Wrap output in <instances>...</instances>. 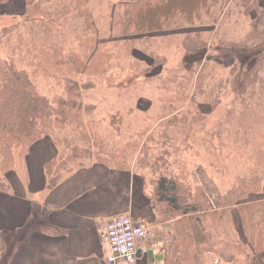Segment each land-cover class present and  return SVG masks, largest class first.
I'll use <instances>...</instances> for the list:
<instances>
[{
    "label": "rangeland",
    "instance_id": "374dc122",
    "mask_svg": "<svg viewBox=\"0 0 264 264\" xmlns=\"http://www.w3.org/2000/svg\"><path fill=\"white\" fill-rule=\"evenodd\" d=\"M29 1L0 0V60L26 69L41 94L51 100L65 94L63 72H70L55 59L72 53L89 57L95 44H104L109 56L96 71L82 67L67 74L92 85L80 90L81 102L91 107L81 115V124H67L53 135L69 157L67 169L102 161L97 143L132 166L144 144L157 152L156 145L168 142L162 151H168L170 164L175 168L185 161L190 180L205 188L214 205L222 203L240 177L243 185L257 178L260 186L241 201L251 207L263 202L264 207V82L244 88L254 62L264 56L260 9L244 17L238 1L212 0L218 26L207 19L205 25L155 32L132 44L112 31L119 0ZM256 1L264 7V0ZM223 6H229L227 17L220 12ZM84 10L89 12L86 21L80 14ZM234 65L238 71L232 75ZM20 154L14 150L15 159ZM215 212L205 221L213 251L202 255V264H262L244 235L237 206ZM257 213L253 226H247L255 244L264 239L259 230L264 215Z\"/></svg>",
    "mask_w": 264,
    "mask_h": 264
},
{
    "label": "trees",
    "instance_id": "16d2710c",
    "mask_svg": "<svg viewBox=\"0 0 264 264\" xmlns=\"http://www.w3.org/2000/svg\"><path fill=\"white\" fill-rule=\"evenodd\" d=\"M236 1L241 8V16L249 17L253 9H260L261 14L264 13V7L256 0H232V2ZM28 2L31 1L28 0ZM211 2L212 0H119L114 7L111 19L112 31L114 37H123L124 41L135 44L137 41L146 40L155 32L180 30L197 25V23L205 25L207 19H211L213 25L218 26L221 20L213 14ZM78 3L86 4V0H78ZM220 12L227 17L229 6L221 7ZM80 14L86 21L89 12L84 10ZM95 45L89 57L72 53L55 60L71 74L82 67L89 72L96 71L97 67L107 62L109 56L104 44H100L97 48ZM221 45L222 49L225 48L224 44ZM227 47L235 48L237 45ZM55 49L59 55H63L62 48L55 46ZM233 67L232 75H235L237 67L236 65ZM70 73L63 72L64 82L66 81L65 94L55 95L51 100L49 96L38 91L26 69H18L12 60L9 62L0 60L2 175L14 167V150L19 149L20 155L24 156L29 148L44 136L53 137L54 142L60 145V141L53 136L55 131L67 124L75 122V124H81L83 112L90 111L91 107L83 105L80 100V90L90 88L91 83L79 84L76 80L68 78L67 74ZM77 74L75 73V76ZM262 82H264V56L254 62L251 71L246 76L244 88H255ZM114 120L119 121L118 118ZM162 135L169 140L167 133L162 132ZM154 143L157 142L154 141ZM97 144L99 148H102L99 152L104 155L101 163L123 170L133 167L132 169L142 171L149 179L153 187L150 202L158 218L156 222L175 221L178 238L165 243L164 264H202V255L213 251L211 247L213 235L205 221L211 216H217L218 213L215 211L221 206L227 210L232 206H237L244 235L248 243L254 245V250L261 254L260 261L264 264V239H260L255 244L249 238L247 230L248 222L250 228L253 226L255 221L253 217L255 218L257 212V215L260 214V217H263V202L251 207V202L241 201L250 194L258 192L260 186L257 178H252L246 183L247 185H243L244 178L238 177L234 186L223 196L222 203L216 206L202 185L192 183L185 161L180 160L173 168L167 159L168 151H162L168 147V142H163L161 146L156 145L157 152L154 151L153 146L144 144L133 166H129L125 159L111 152L105 153L104 145ZM132 147L134 151L139 149L136 143ZM74 150L81 152V150ZM68 158L61 153L58 159L46 165L48 188L52 189L57 185L61 171L67 169L65 163ZM0 190H7V184L1 175ZM259 230L264 234V228L260 227ZM44 231L49 232L47 229ZM1 258L2 256L0 260Z\"/></svg>",
    "mask_w": 264,
    "mask_h": 264
},
{
    "label": "crops",
    "instance_id": "0c3cea01",
    "mask_svg": "<svg viewBox=\"0 0 264 264\" xmlns=\"http://www.w3.org/2000/svg\"><path fill=\"white\" fill-rule=\"evenodd\" d=\"M60 154L54 140L44 136L0 174L7 184L0 190V264H107L102 232L121 215L150 230L148 251L136 264H164L165 243L178 238L177 226L173 220L156 222L153 187L145 174L93 161L62 170L50 189L46 165Z\"/></svg>",
    "mask_w": 264,
    "mask_h": 264
},
{
    "label": "built area",
    "instance_id": "2783aa9c",
    "mask_svg": "<svg viewBox=\"0 0 264 264\" xmlns=\"http://www.w3.org/2000/svg\"><path fill=\"white\" fill-rule=\"evenodd\" d=\"M149 234L148 228L136 223L130 215L112 218L102 232L109 247L107 264H135L138 249L147 252L143 244Z\"/></svg>",
    "mask_w": 264,
    "mask_h": 264
},
{
    "label": "water",
    "instance_id": "95a60500",
    "mask_svg": "<svg viewBox=\"0 0 264 264\" xmlns=\"http://www.w3.org/2000/svg\"><path fill=\"white\" fill-rule=\"evenodd\" d=\"M140 254H141L140 251H138V256H140Z\"/></svg>",
    "mask_w": 264,
    "mask_h": 264
}]
</instances>
